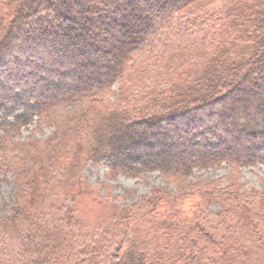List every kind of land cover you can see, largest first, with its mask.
I'll use <instances>...</instances> for the list:
<instances>
[{"label": "trees", "instance_id": "trees-1", "mask_svg": "<svg viewBox=\"0 0 264 264\" xmlns=\"http://www.w3.org/2000/svg\"><path fill=\"white\" fill-rule=\"evenodd\" d=\"M154 1L157 6L141 7L138 0H0L1 166L7 160L6 166H16L9 155L16 145L12 139L35 117L85 100L80 125L67 129L71 150L59 156L58 166L73 153H85L125 175L159 171L187 181L196 168L226 162L237 169L264 161V0H212L197 16L186 10L196 0ZM115 22L129 31L115 34L120 46L110 61L84 55L88 38L102 57L110 52L114 41L106 29ZM75 23L82 37L74 35L73 43L67 30ZM185 49L211 55L182 63L122 104H101L113 84L132 82L145 61L154 66ZM24 167L27 181L21 180L29 196L0 218V242L1 236L18 239L24 261L9 263L0 249V264H264V215L256 198L200 180L193 193L158 190L124 208L103 203L92 187L73 182L67 224L75 213L89 214L92 222H72L66 231L60 217L45 247L36 249V213L53 178L38 181L37 166L33 173V167ZM194 198L218 200L223 217L206 221L198 204L186 205ZM181 215L188 232L177 234L166 218ZM24 225L30 229L22 231Z\"/></svg>", "mask_w": 264, "mask_h": 264}, {"label": "rangeland", "instance_id": "rangeland-1", "mask_svg": "<svg viewBox=\"0 0 264 264\" xmlns=\"http://www.w3.org/2000/svg\"><path fill=\"white\" fill-rule=\"evenodd\" d=\"M210 1L212 0H196L192 2L186 10L193 11L191 16H197V9L201 11L200 9L205 8ZM148 2H152L155 6H157L158 3L154 0H138L139 6L141 7L146 6ZM89 14L91 17L93 16V19L94 15H97L94 11ZM90 22L91 19L89 20V23ZM100 22L101 19H99V22L94 21L97 26ZM115 23V25L113 24V26H110V29H106L111 42L114 41V45H112L113 48L110 52L105 53V56L102 57L101 52L99 53L92 49L90 45L91 39L88 38L87 46H84L83 54L88 57L92 56L93 59H99L100 61H110L112 53H115L120 46V43L116 44L115 34L120 35L129 31V26L126 24ZM80 26V24L75 23L73 29L67 30L72 34L71 38H73L74 35L81 36L82 30ZM74 42L73 38V43ZM77 43L80 44L81 41H77ZM79 44H77L78 47H82ZM210 55L211 51L202 52L197 49H185L172 53L165 60L157 62L154 66L148 61H145L140 66L138 75L132 82L127 81L124 85H120L119 83L113 84L110 91L102 95L101 104L103 106L122 104V101L137 93L138 90L140 91L143 88L155 86L157 80L176 71L182 63L187 61L197 62L198 60L208 58ZM79 56L78 61H81L80 59H82L83 56L82 54ZM87 68L90 72L93 69L91 65ZM80 78L84 80L83 76ZM87 105H89L88 100L76 105L63 103L53 108L48 117L42 119L35 117V120L31 124L23 127L18 136L12 139V142L16 145L13 151L14 153H10L9 155L14 157L16 166L13 167V164L6 166L9 162L7 159L6 162L2 163V166L0 164V218L11 213L16 203L22 202L29 196V185L23 184L21 180L24 179L27 181V177L23 178L21 175L23 170L21 169L20 172V166L21 168L24 166L27 168L33 167V169H30L31 173H33V170L36 171L35 168L37 166L36 178L42 174V177L39 178L38 181H42L46 176L49 177V175L53 178L48 190H46L47 186L45 188L46 191L44 194L47 197L45 195L42 197L41 209L36 213L40 220L38 222V232L37 230L36 232L33 231L37 233L39 237L37 240L38 247L36 249L45 247L47 241L44 238L50 235L57 223L56 220L60 217L62 218L60 223H65L62 228L66 231L72 229V222L78 221L77 223L80 222L82 224H90L92 222V217L89 214H82V216H80L81 214L75 213L72 215L75 221L70 220L71 222H68L70 225L67 224L68 212L66 209L67 207L72 208L74 206V203L72 204L70 201L71 192L69 191L71 190L73 182L76 181L86 183L87 186L92 187L93 196L103 203H110L118 208H124L140 202L143 197L151 196L153 192L158 190H161L162 193H169L170 196L178 193H193L197 189L195 185L196 182L200 180L211 182V187L213 188H225L227 191H239V193H245V195H249V197L256 198L258 206H260V209H263L262 213L264 215V161L256 165L243 166L237 169L230 168L226 162L207 169L196 168L193 173L187 177V181L183 179L171 180L163 176L159 171L147 172L138 177L125 175L121 172L112 170L105 162L95 163L94 160L89 158L85 153H73V157L68 160L65 166H58L61 162L59 156L71 150L67 141L71 134H67V129H70L72 126L74 127V125L77 127L80 125L77 120H79V117L82 115ZM43 150H45V152H42ZM170 150L171 149H169V151ZM16 155H18V157H15ZM36 156H38L39 159L35 160L34 163V158ZM52 160L56 162L51 164ZM124 162L129 163L131 160H125ZM41 187H44V185H41ZM67 192H69V194ZM58 204L64 205L62 211L57 212L54 210V205ZM197 204L200 209H202L206 221H214L216 223L218 219L223 217L222 204L218 200L195 199L193 202L186 203L188 207L191 205L197 207ZM95 214H97V216L99 215L98 212ZM182 217L185 216H177L175 219L166 218V220H169L168 224L171 223L173 227H176L175 232L177 234L188 232L187 229L183 230ZM97 218L100 217L98 216ZM67 225L68 227L65 228ZM28 229H30V227L24 225L22 231L25 232ZM89 230L88 228L87 231ZM83 233L86 234L85 231H83ZM76 234L79 235L82 233L76 230ZM193 235H197V232ZM13 236L17 237L16 235ZM1 237L5 238L2 243L0 242V249L6 253V255L2 254L4 260L9 263H14L18 260L23 262L24 257H21L23 254L21 252L23 247L22 245L20 246L18 239H7L5 236ZM181 244H183V242L179 243V245ZM73 248H76V246ZM72 264L76 263L72 261Z\"/></svg>", "mask_w": 264, "mask_h": 264}]
</instances>
